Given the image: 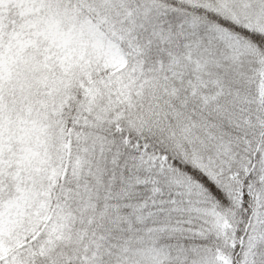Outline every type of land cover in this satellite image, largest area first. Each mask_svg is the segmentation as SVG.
I'll return each instance as SVG.
<instances>
[{
  "label": "snow or ice",
  "instance_id": "snow-or-ice-1",
  "mask_svg": "<svg viewBox=\"0 0 264 264\" xmlns=\"http://www.w3.org/2000/svg\"><path fill=\"white\" fill-rule=\"evenodd\" d=\"M0 264H264V0H0Z\"/></svg>",
  "mask_w": 264,
  "mask_h": 264
}]
</instances>
